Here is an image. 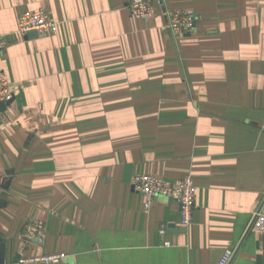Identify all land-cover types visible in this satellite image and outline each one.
Segmentation results:
<instances>
[{"label": "crops", "instance_id": "0c3cea01", "mask_svg": "<svg viewBox=\"0 0 264 264\" xmlns=\"http://www.w3.org/2000/svg\"><path fill=\"white\" fill-rule=\"evenodd\" d=\"M0 0V234L5 264H264V0ZM45 9L53 32L22 35ZM195 27L177 35L169 9ZM136 174L197 186L149 209ZM46 226L38 243L32 224ZM165 231L162 232V228Z\"/></svg>", "mask_w": 264, "mask_h": 264}, {"label": "built area", "instance_id": "2783aa9c", "mask_svg": "<svg viewBox=\"0 0 264 264\" xmlns=\"http://www.w3.org/2000/svg\"><path fill=\"white\" fill-rule=\"evenodd\" d=\"M163 0H131L129 7L132 13L140 19L150 18L153 15L154 2ZM166 18L171 30L177 35L189 33L196 25V15L182 8L169 9L166 12ZM18 32L27 35L32 31L37 33L53 32L57 29V23L54 22L47 10L41 8L35 11L24 12L19 17ZM13 98L10 82L6 75L0 72V103H7ZM132 187L140 192L144 197V207L149 209L153 206L155 200L160 197L172 198L180 204L181 222L184 226L192 223L193 212L196 207L197 186L192 175H188L179 182L170 183L151 174H136L132 178ZM33 232L37 241L43 244L46 239V226L42 222L32 224ZM251 228L264 234V202L255 212ZM165 227L162 228V232ZM235 255L234 250H225L219 260V264H231ZM61 254H49L36 257L30 260L21 259L20 263L25 264L28 261L46 260L52 263H59L62 260Z\"/></svg>", "mask_w": 264, "mask_h": 264}, {"label": "water", "instance_id": "95a60500", "mask_svg": "<svg viewBox=\"0 0 264 264\" xmlns=\"http://www.w3.org/2000/svg\"><path fill=\"white\" fill-rule=\"evenodd\" d=\"M35 35L37 34L36 31H32L30 33H28L27 35ZM6 103H0V112H2L4 110V106ZM6 194L4 193L1 197H0V210L6 205ZM0 264H5L4 262V238L1 236L0 234Z\"/></svg>", "mask_w": 264, "mask_h": 264}]
</instances>
